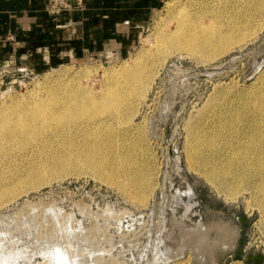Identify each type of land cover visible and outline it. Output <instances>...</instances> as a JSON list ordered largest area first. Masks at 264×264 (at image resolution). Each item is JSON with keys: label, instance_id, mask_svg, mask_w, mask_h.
<instances>
[{"label": "rangeland", "instance_id": "374dc122", "mask_svg": "<svg viewBox=\"0 0 264 264\" xmlns=\"http://www.w3.org/2000/svg\"><path fill=\"white\" fill-rule=\"evenodd\" d=\"M80 1L49 4L69 9ZM118 1L123 15L116 19L132 17L137 26L131 45L40 72L21 66L0 69V113L48 105L63 87L69 92L62 101L88 92L102 97L115 86L104 72L123 68H131L125 72L131 78L116 86L121 101L126 110L138 103L123 121H106L112 123V150L102 149L105 115L74 123L72 128L85 120L80 136L51 131L0 150V264H158L159 252L181 240L177 224L190 229L213 223L228 224L236 235L229 248L218 251L215 263L204 258L197 263L195 244L176 261L264 264V228L250 185L230 181L219 192L189 158L201 125H210L218 113L227 119L234 103L264 86V0ZM245 13L249 18L242 42H233L240 36L235 35L230 49L209 59L170 41L159 45L179 23L198 32L203 27L224 31ZM154 74L145 97L138 96L134 87L139 79ZM126 131L128 138L122 136ZM134 144L137 151L130 152L124 169L135 168L139 154L146 166L144 198L135 197L139 187L126 183L121 167L113 166L116 154ZM101 162L102 168L97 166Z\"/></svg>", "mask_w": 264, "mask_h": 264}, {"label": "bare ground", "instance_id": "6f19581e", "mask_svg": "<svg viewBox=\"0 0 264 264\" xmlns=\"http://www.w3.org/2000/svg\"><path fill=\"white\" fill-rule=\"evenodd\" d=\"M248 18L249 14L245 13L240 21H231L224 31L217 32H212L213 30L207 31L208 29L206 30V28L208 27H203L200 32L197 29L188 30L179 23L174 30L170 31L164 42H159V45H164L166 41H170L187 53H199L202 57L209 59L213 55L226 52L229 48V43L235 40V35L240 34L233 42H242ZM138 55V57L143 56L142 52ZM130 69L123 68L104 72L103 76L106 81L115 82V86L108 87L102 97L94 98L88 96L92 94L87 91L88 93H84L79 97L74 96L62 101L63 95L69 92L65 91L63 87L59 89L63 90L59 96L51 95L49 97L48 105H35L34 103L29 104L22 112H1L0 150L8 143H24L51 131L54 133L53 135L69 134L72 137L80 136L78 129L83 133L85 120L79 126L72 128V125L85 117L92 118L95 115H105L101 125L104 138L102 149L110 150V142L114 134L111 131L112 123H106V121H123L122 119L125 117L122 116L125 112L127 111V118L135 112L138 105L136 103L132 107V104H129V108L132 110H126V105L121 101L120 92L116 87L124 85L123 82L130 80L131 75L127 74ZM122 75H125L123 80L119 78L117 81V78ZM154 76L155 74L151 77H146L142 81L141 78L139 79L138 84L134 87V90L139 94L138 96L145 97ZM226 113L229 114L227 119L224 120L223 115L218 113L210 125L209 123L207 127L201 125L200 129L195 132V146L192 149L193 153L189 151V158L194 159V162L196 160L200 165L199 168H202L205 177L215 184L219 192L226 186L225 183L230 181L243 182L250 185L252 189L250 192L254 197L253 200H255V205L260 214V221L264 228V86L251 98L234 103ZM93 126L91 133L95 132L94 130L96 129V124H93ZM122 136L128 138L129 132H123ZM103 138L99 139L98 145L101 144ZM133 146V148H123L120 153H117L113 166L121 167L122 171L120 174L123 175L126 183L139 187L138 194L135 197L144 198L143 194L146 184L144 182L146 179L142 177V171L146 166L139 161V154H136L135 168L124 169V165L127 164V157L131 155L130 152L133 150L134 152L137 151L135 144ZM133 157L135 158L134 154ZM102 165L101 162L97 166L102 168ZM109 176L112 179L114 173L112 172ZM217 177L220 178L219 183ZM226 195L228 197L235 196L232 193H226ZM172 222L174 223L175 221ZM181 225L177 224L181 233L179 244L175 248H162L163 251L159 252L161 260L158 264H168L178 260L190 244L196 245L197 254L200 255L199 258L196 256L197 263L203 258L215 263V256L218 251L226 247L229 248L233 238L236 236H234V232L228 224L213 223L207 227L198 225L196 228L190 229L185 228L184 225L181 227ZM166 237L169 236L166 235ZM172 264L189 263L185 260H179Z\"/></svg>", "mask_w": 264, "mask_h": 264}, {"label": "crops", "instance_id": "0c3cea01", "mask_svg": "<svg viewBox=\"0 0 264 264\" xmlns=\"http://www.w3.org/2000/svg\"><path fill=\"white\" fill-rule=\"evenodd\" d=\"M118 2L81 0L78 7L56 10L50 0H0V69L40 72L131 45L137 26L132 17L116 19L123 15Z\"/></svg>", "mask_w": 264, "mask_h": 264}, {"label": "water", "instance_id": "95a60500", "mask_svg": "<svg viewBox=\"0 0 264 264\" xmlns=\"http://www.w3.org/2000/svg\"><path fill=\"white\" fill-rule=\"evenodd\" d=\"M186 251H187V250L185 249L183 255L186 253ZM183 255H182V256H183Z\"/></svg>", "mask_w": 264, "mask_h": 264}]
</instances>
